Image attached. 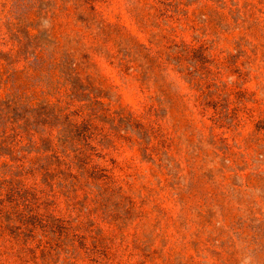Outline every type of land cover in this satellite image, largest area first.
Returning <instances> with one entry per match:
<instances>
[{
  "label": "rangeland",
  "instance_id": "rangeland-1",
  "mask_svg": "<svg viewBox=\"0 0 264 264\" xmlns=\"http://www.w3.org/2000/svg\"><path fill=\"white\" fill-rule=\"evenodd\" d=\"M14 188L79 228L75 264H264V0H0Z\"/></svg>",
  "mask_w": 264,
  "mask_h": 264
},
{
  "label": "trees",
  "instance_id": "trees-1",
  "mask_svg": "<svg viewBox=\"0 0 264 264\" xmlns=\"http://www.w3.org/2000/svg\"><path fill=\"white\" fill-rule=\"evenodd\" d=\"M12 137L11 147L18 148L23 143L22 136L14 132ZM51 150L50 156L49 151L44 153L43 160H51L53 157L68 168H75L77 160H80L79 157L70 156V151L60 137L58 144ZM95 172L93 175H97ZM93 178L99 179L95 176ZM12 191L17 190L14 188ZM79 232V228L70 219L57 218L48 211H42L39 199L36 197L31 201L25 191H17V197L11 201L0 196V253L2 249L3 252H12L23 263L51 264L54 257L64 252L65 260L62 264H75V257L70 253L67 243L79 240L83 250L91 249L85 242V236ZM0 264L4 263L0 260Z\"/></svg>",
  "mask_w": 264,
  "mask_h": 264
}]
</instances>
